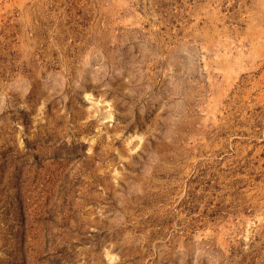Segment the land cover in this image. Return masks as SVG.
Masks as SVG:
<instances>
[{"label":"rangeland","instance_id":"1","mask_svg":"<svg viewBox=\"0 0 264 264\" xmlns=\"http://www.w3.org/2000/svg\"><path fill=\"white\" fill-rule=\"evenodd\" d=\"M0 264H264V0H0Z\"/></svg>","mask_w":264,"mask_h":264}]
</instances>
